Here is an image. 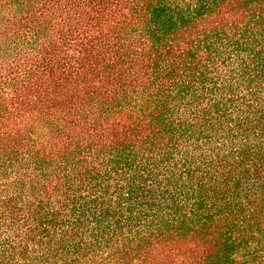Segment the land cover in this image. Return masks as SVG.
<instances>
[{
	"label": "trees",
	"instance_id": "1",
	"mask_svg": "<svg viewBox=\"0 0 264 264\" xmlns=\"http://www.w3.org/2000/svg\"><path fill=\"white\" fill-rule=\"evenodd\" d=\"M0 264H264V0H0Z\"/></svg>",
	"mask_w": 264,
	"mask_h": 264
}]
</instances>
